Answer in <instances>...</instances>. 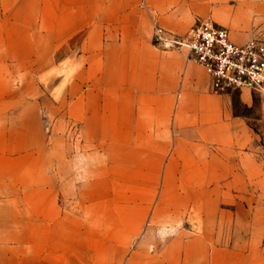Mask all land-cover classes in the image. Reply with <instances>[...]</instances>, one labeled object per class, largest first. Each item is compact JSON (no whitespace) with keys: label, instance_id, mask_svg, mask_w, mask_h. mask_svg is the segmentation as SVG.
<instances>
[{"label":"rangeland","instance_id":"obj_1","mask_svg":"<svg viewBox=\"0 0 264 264\" xmlns=\"http://www.w3.org/2000/svg\"><path fill=\"white\" fill-rule=\"evenodd\" d=\"M54 3L0 0V239L50 253L60 234L111 243L103 262L79 264H125L134 251L137 264H264V92L201 85L200 140L177 114L180 73L149 60L181 49L156 47L128 3L82 29L50 19ZM247 12L264 37L261 10ZM200 147L201 180L165 178L199 170ZM194 235L201 244L169 243ZM167 246L190 258H163Z\"/></svg>","mask_w":264,"mask_h":264},{"label":"crops","instance_id":"obj_2","mask_svg":"<svg viewBox=\"0 0 264 264\" xmlns=\"http://www.w3.org/2000/svg\"><path fill=\"white\" fill-rule=\"evenodd\" d=\"M63 0H55V3L48 7L49 12L54 14L48 16L53 20L71 19L75 20V27L82 29L85 22L93 20L111 19L113 16H108L111 10L116 17L122 18L126 12L127 3L130 5L131 13H137L140 18H146L151 24V41L153 25L158 24L177 34H184L193 25L196 17H210L215 23L225 26L229 30L232 40L236 42H244L252 36H262V31L256 29L251 23V17H248V12L253 11L254 6L261 10L264 15V1L255 0H237L235 4H231L228 0H67L64 7H61ZM249 8V10H248ZM43 15L46 13V6L43 7ZM62 12L67 14H62ZM244 14L243 18L240 14ZM150 36V35H148ZM155 45V44H154ZM156 47H160L157 46ZM142 47L138 46L134 49L141 58L146 60L147 55L141 56ZM163 48V47H161ZM146 49V47H144ZM149 60H160L161 63H166L173 68L175 73H180V88L178 93L177 110L179 115L186 117L187 121L192 123V130L198 133V138L201 140V85L206 90L214 92L211 87V78L209 74L198 64L186 61L185 50H170L162 53L160 56L155 54L150 55ZM175 76L170 79L160 77V84H165L161 88L170 89L174 82ZM160 87V86H159ZM224 93V92H222ZM150 98L156 96L149 93L146 94ZM154 96V97H155ZM201 144V142H200ZM199 157L197 165L201 166V147L196 153ZM173 159L167 162V168L172 165ZM165 173H168L165 172ZM190 175L179 176H165L175 179H197L201 180V167L197 171H192ZM186 190V195L181 196L180 200L189 199L193 197L196 199V194ZM164 195V194H163ZM198 199V198H197ZM194 200L193 210L195 213L201 211V205L198 200ZM168 207H157L154 212V217H157L160 212L163 213L164 218H173ZM173 216H179V210H173ZM85 236V237H84ZM73 236H66L60 234L55 236L53 251L47 252L46 247L39 246L36 251H30L25 246H22L26 241L21 237L19 241H6L7 239H0V264H79V261L87 262L93 260L104 261V253L111 249V243L101 235H96L91 240L86 239V235L77 236L82 241L80 245L73 246L69 238ZM173 242L169 243H183V244H201V235H194L191 239L182 242V237L172 238ZM188 248V247H187ZM186 248V249H187ZM78 250V251H77ZM180 250V247H179ZM85 255H79L78 253ZM89 251L94 255L88 254ZM185 250L183 257L175 256L177 252L174 251L173 246H167L163 251V258L167 260L174 259H188V253ZM141 256L140 251H134L128 258L125 264H137L138 258ZM194 259V257H192ZM103 264V263H102ZM179 264V262L174 263ZM182 264H186L185 260Z\"/></svg>","mask_w":264,"mask_h":264},{"label":"built area","instance_id":"obj_3","mask_svg":"<svg viewBox=\"0 0 264 264\" xmlns=\"http://www.w3.org/2000/svg\"><path fill=\"white\" fill-rule=\"evenodd\" d=\"M152 40L163 48L185 50L186 61L200 65L211 78L214 92L249 89L264 92V37L244 42L231 39L227 27L210 17H196L184 34L153 25Z\"/></svg>","mask_w":264,"mask_h":264}]
</instances>
